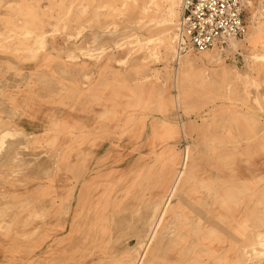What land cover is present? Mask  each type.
I'll use <instances>...</instances> for the list:
<instances>
[{
	"label": "rangeland",
	"instance_id": "rangeland-1",
	"mask_svg": "<svg viewBox=\"0 0 264 264\" xmlns=\"http://www.w3.org/2000/svg\"><path fill=\"white\" fill-rule=\"evenodd\" d=\"M244 15V39L179 64V0H0L5 264L30 245L35 264H146L160 237L203 235L189 215L205 198L220 214L222 187L264 166V0H246ZM35 108L51 112L36 135L17 121ZM183 251L177 264H203ZM237 260L264 264V232Z\"/></svg>",
	"mask_w": 264,
	"mask_h": 264
},
{
	"label": "crops",
	"instance_id": "crops-1",
	"mask_svg": "<svg viewBox=\"0 0 264 264\" xmlns=\"http://www.w3.org/2000/svg\"><path fill=\"white\" fill-rule=\"evenodd\" d=\"M245 37L240 39H244ZM230 44L231 42L223 51L218 47L211 50L216 49L225 52ZM172 46L174 48V44ZM207 59L214 61L216 60V55H209ZM186 64L188 71L202 65L201 61H186ZM27 112V115L20 117L17 121L21 129L36 135L42 131L41 127L38 128L37 126L46 125L47 117L50 116L51 112L47 111L43 114L37 108ZM244 169L247 170L245 171L246 176H240L235 182L228 183L226 187H222L221 207L218 209L220 210V214H218L216 208L214 209L215 214L213 212L211 215L209 214L208 207L210 206V201L208 198H205L206 207L204 213L189 215V221H204L206 223L203 235L196 238L189 234L188 238L186 237L184 241L177 239V236L173 237L171 241H169L170 239L162 240L160 237L151 246L146 264H177V261H180L178 256L179 254H183L184 247H187V250L193 248L199 249L197 253L203 252L205 256L203 264H238L237 259L243 252L246 242L252 239L255 243L257 235L264 232V181H257V177L264 174V166L254 165L245 167ZM239 174L242 173H238L237 175L239 176ZM228 176H231V174ZM170 181L171 178L167 181V184H169L168 190L172 185ZM197 201L200 204L202 199L199 198ZM62 202L64 203V200ZM217 215L221 217L219 219L223 224L218 225L214 223L218 221ZM166 217L171 218L174 216L167 215ZM213 232L220 233L215 239H209L208 237L213 235ZM166 246L172 249L171 252L167 251L166 254L162 253L163 256H159V251L161 254L162 248ZM6 248L8 247L0 245V264L7 262V258L2 257L7 252ZM18 254L20 255L17 257L18 264H35L37 247L36 245H30L20 248ZM213 256H216L218 261H213Z\"/></svg>",
	"mask_w": 264,
	"mask_h": 264
},
{
	"label": "built area",
	"instance_id": "built-area-1",
	"mask_svg": "<svg viewBox=\"0 0 264 264\" xmlns=\"http://www.w3.org/2000/svg\"><path fill=\"white\" fill-rule=\"evenodd\" d=\"M181 17L174 44L178 56L200 54L218 47L225 50L248 33L246 0H179Z\"/></svg>",
	"mask_w": 264,
	"mask_h": 264
},
{
	"label": "bare ground",
	"instance_id": "bare-ground-1",
	"mask_svg": "<svg viewBox=\"0 0 264 264\" xmlns=\"http://www.w3.org/2000/svg\"><path fill=\"white\" fill-rule=\"evenodd\" d=\"M169 2L170 3H172V6H174V5H176V3L178 2V0H169ZM175 15V12H174V10H172V8H171V10H170V16H174ZM173 39V44H174V37L172 38ZM151 40H149V41H146V44L148 45L149 44V42H150ZM149 46V45H148ZM175 47V46H174ZM156 51V50H155ZM175 52H176V56L178 57V53H177V50H176V48H175ZM181 56L180 57H178V62L180 63V61H181ZM10 142V141H9ZM1 143V142H0ZM16 143H17V141H16ZM22 143V142H21ZM10 144V143H9ZM7 145V144H6ZM16 150V149H15ZM14 150V151H15ZM13 151V150H12ZM15 154V152L13 153V155ZM10 156V155H9ZM6 158V157H5ZM9 158H11V157H9ZM13 160V159H12ZM16 160V159H15ZM14 162V161H13ZM6 164V163H5ZM16 164V163H15ZM2 165V164H1ZM11 166H14L15 167V165H13V164H11ZM7 167V166H6ZM2 168V167H1ZM11 169V168H10ZM9 170V169H8ZM3 171V170H2ZM2 171H1V173H2ZM9 172V171H8ZM8 172H5V173H7L8 174ZM15 172H16V170H15ZM7 174H6V176H7ZM14 175V174H13ZM2 176V175H1ZM6 176H5V178H6ZM12 176V175H11ZM17 176V175H16ZM14 177V176H13ZM8 179V178H7ZM12 180V179H11ZM16 180V179H15ZM176 185H177V182L174 184V187L173 188H171L170 189V191H169V194H168V199H166V202H165V204H164V207H163V209H162V211H161V214H160V217H162V213H163V211L166 209V206L168 205V202H169V200H171L172 198H173V195H174V192H175V189H176ZM66 201H64V205H66L69 209L71 208V202L69 201V204L68 203H65ZM160 217L158 218V221H157V223H156V225L154 226V229H153V231H152V233H154V231H155V228H156V226L158 225V222H159V219H160ZM45 221H46V219H45ZM150 239V238H149ZM150 241V240H149ZM148 246H149V242L145 245V247H144V249H143V251H142V253H141V257H140V259H139V262L142 260V259H144L145 258V256H146V254H147V250H148Z\"/></svg>",
	"mask_w": 264,
	"mask_h": 264
}]
</instances>
